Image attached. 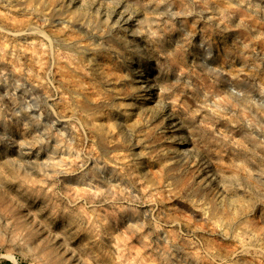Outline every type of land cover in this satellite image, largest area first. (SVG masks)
Instances as JSON below:
<instances>
[{
    "label": "clouds",
    "instance_id": "obj_1",
    "mask_svg": "<svg viewBox=\"0 0 264 264\" xmlns=\"http://www.w3.org/2000/svg\"><path fill=\"white\" fill-rule=\"evenodd\" d=\"M0 264H264V0H0Z\"/></svg>",
    "mask_w": 264,
    "mask_h": 264
}]
</instances>
